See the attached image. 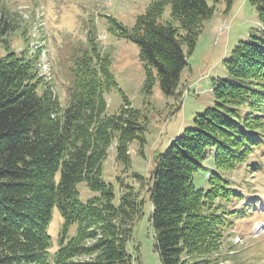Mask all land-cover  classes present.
<instances>
[{"label": "trees", "instance_id": "obj_1", "mask_svg": "<svg viewBox=\"0 0 264 264\" xmlns=\"http://www.w3.org/2000/svg\"><path fill=\"white\" fill-rule=\"evenodd\" d=\"M225 1L226 11L233 0ZM250 1L260 28L223 59L227 75L213 79V104L154 155L149 222L161 264H224L234 219L260 202L231 174L264 144V0ZM218 2L150 0L131 25L112 18L116 34L138 45L148 93L155 81L165 94L175 93ZM30 27L20 10L0 0V264H133L126 245L144 200L123 190L115 201L102 167L110 146L124 161L132 140L143 144L146 118L125 96L117 110H107L116 82L109 57L94 45L72 59L69 99L61 106L39 73ZM211 152L208 186L197 187L193 174ZM80 182L98 193L83 199ZM54 207L62 223L58 247L50 250ZM98 228L100 236L87 243ZM84 255L91 257L77 259Z\"/></svg>", "mask_w": 264, "mask_h": 264}, {"label": "rangeland", "instance_id": "obj_2", "mask_svg": "<svg viewBox=\"0 0 264 264\" xmlns=\"http://www.w3.org/2000/svg\"><path fill=\"white\" fill-rule=\"evenodd\" d=\"M3 1L20 10L23 18L31 23L28 33L32 39V51L35 52L36 47L40 48L42 54L43 49L47 50L50 69L43 58L40 73L47 74L61 106H66L69 99L72 59L81 50L94 45L109 57L110 70L116 82V86L106 94L107 110H117L125 96L145 116L143 144L140 145L137 139L132 140L124 161L115 157V150L110 146L103 161L102 176L114 184L115 201L123 190H130L132 195L144 200L142 214L135 222L126 245L133 264H161L153 247V230L149 222V187L152 181H147V176L153 166L154 155L163 151L185 127L193 125L196 113L213 104V79L227 75L223 59L229 56L239 40L247 39L260 28L255 7L250 0H233L225 11L226 1L219 0L212 15L203 22L195 47L187 58L188 64L181 72L177 90L167 95L158 81L154 82L150 93L146 91L138 45L117 35L112 21L115 18L122 24H133L150 0ZM110 26L115 29H109ZM15 41L18 43L19 37ZM251 164L256 168L251 169ZM213 167L211 152L204 158L203 167L193 174L197 187L208 186L205 172ZM137 174H141L142 178ZM231 174L237 188L244 191L249 199H260V202L247 215L234 219L227 232V246H232L233 250L229 251L230 258L224 264H264V144ZM78 189L83 199L98 193L90 190L84 182L78 183ZM241 205L242 202L237 207ZM61 223L62 217L54 207L48 229L53 242L50 250L58 247ZM127 227L125 225L124 229ZM76 228L77 224L74 223L69 234H74ZM100 231L98 228L97 236L88 239L87 243L99 237ZM90 257L84 255L77 259Z\"/></svg>", "mask_w": 264, "mask_h": 264}]
</instances>
